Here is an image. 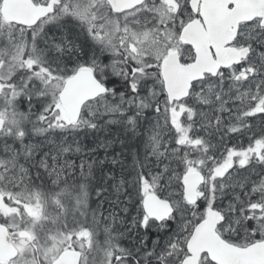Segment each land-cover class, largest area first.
Returning <instances> with one entry per match:
<instances>
[{
	"label": "snow or ice",
	"instance_id": "1",
	"mask_svg": "<svg viewBox=\"0 0 264 264\" xmlns=\"http://www.w3.org/2000/svg\"><path fill=\"white\" fill-rule=\"evenodd\" d=\"M0 264H264V0H0Z\"/></svg>",
	"mask_w": 264,
	"mask_h": 264
}]
</instances>
